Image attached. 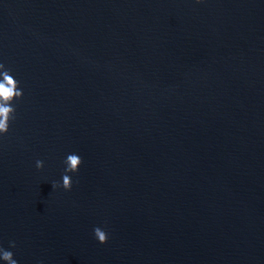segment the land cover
<instances>
[{
    "label": "water",
    "instance_id": "obj_1",
    "mask_svg": "<svg viewBox=\"0 0 264 264\" xmlns=\"http://www.w3.org/2000/svg\"><path fill=\"white\" fill-rule=\"evenodd\" d=\"M0 64L17 264H264V0H0Z\"/></svg>",
    "mask_w": 264,
    "mask_h": 264
},
{
    "label": "clouds",
    "instance_id": "obj_2",
    "mask_svg": "<svg viewBox=\"0 0 264 264\" xmlns=\"http://www.w3.org/2000/svg\"><path fill=\"white\" fill-rule=\"evenodd\" d=\"M200 3L201 0H196ZM0 134H7L9 130V121L14 118V108L11 106L14 100L22 98V91L18 89V83L13 78L8 70L4 69V65L0 64ZM82 160L79 155L72 153L67 155L65 160V174L62 177V187L65 191H71L72 180L69 174H76L79 171ZM44 167L43 161H36V168L42 170ZM53 188L60 185H52ZM94 236L101 245L107 243L108 236L105 231L97 227L94 229ZM15 242L10 243L11 248H15ZM0 259L6 264H17L10 251L0 248Z\"/></svg>",
    "mask_w": 264,
    "mask_h": 264
}]
</instances>
